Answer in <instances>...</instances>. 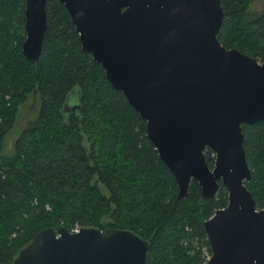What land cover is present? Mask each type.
<instances>
[{"label": "trees", "instance_id": "obj_1", "mask_svg": "<svg viewBox=\"0 0 264 264\" xmlns=\"http://www.w3.org/2000/svg\"><path fill=\"white\" fill-rule=\"evenodd\" d=\"M219 0L216 39L264 62V6ZM24 0H0V141L27 98L36 112L0 154V264H10L39 229L81 225L132 230L148 240L144 264H204L209 247L202 223L226 204L219 184L201 200L190 180L184 197L145 134V122L104 71L80 48L58 0H46V28L36 65L24 58ZM65 107V108H64ZM249 169L244 182L264 207V120L242 124ZM211 167L213 153L203 151Z\"/></svg>", "mask_w": 264, "mask_h": 264}, {"label": "water", "instance_id": "obj_2", "mask_svg": "<svg viewBox=\"0 0 264 264\" xmlns=\"http://www.w3.org/2000/svg\"><path fill=\"white\" fill-rule=\"evenodd\" d=\"M46 0H24L21 53L35 65ZM105 79L145 122L176 199L190 180L201 200L221 184L226 204L202 223L204 264H264V207L244 182L241 125L264 120V62L216 39L219 0H58ZM65 108V107H64ZM213 153L209 167L203 151ZM149 242L125 228L39 229L10 264H144Z\"/></svg>", "mask_w": 264, "mask_h": 264}, {"label": "rangeland", "instance_id": "obj_3", "mask_svg": "<svg viewBox=\"0 0 264 264\" xmlns=\"http://www.w3.org/2000/svg\"><path fill=\"white\" fill-rule=\"evenodd\" d=\"M264 6V0H255L250 7L251 12L259 11ZM36 112L35 103L27 98L22 104L17 108L15 114V119L11 128L6 132L0 141V154L3 157H10L12 155V145L16 136L19 134L20 130L26 125L30 120L34 118Z\"/></svg>", "mask_w": 264, "mask_h": 264}, {"label": "flooded vegetation", "instance_id": "obj_4", "mask_svg": "<svg viewBox=\"0 0 264 264\" xmlns=\"http://www.w3.org/2000/svg\"><path fill=\"white\" fill-rule=\"evenodd\" d=\"M77 228L73 229V230H70V231H75ZM207 259V258H206Z\"/></svg>", "mask_w": 264, "mask_h": 264}]
</instances>
